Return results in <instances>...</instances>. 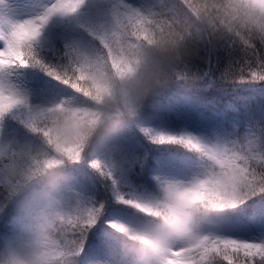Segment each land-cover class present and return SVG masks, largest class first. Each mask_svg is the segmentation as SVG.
I'll use <instances>...</instances> for the list:
<instances>
[{
  "label": "snow or ice",
  "instance_id": "6c2138e0",
  "mask_svg": "<svg viewBox=\"0 0 264 264\" xmlns=\"http://www.w3.org/2000/svg\"><path fill=\"white\" fill-rule=\"evenodd\" d=\"M98 0H96L95 5ZM105 7L101 32L92 31L87 23L79 22L81 9L89 0H48L34 15L23 19H10L16 9H26V3L12 5L0 0V210L8 205L21 184L42 169L58 167L62 157L77 164H85L111 181L119 203L136 208L139 201L127 199L119 191L113 158L107 161L83 158L82 146L88 135L101 122L102 114L87 106H78L72 95L63 97L58 104L48 102L33 104L27 85L20 80L21 69L36 68L51 79L71 89L78 97L97 103L110 93L105 71L120 79L132 77L140 63V53L145 45L176 39L173 10L163 0L135 5L129 0H102ZM77 18L76 27L99 41V50L90 52L71 37L64 38L62 47L49 46L59 57V63L46 61L40 46L45 28L53 18ZM211 51L214 46H206ZM243 63L236 69L244 78L264 80V51L239 49ZM188 66L177 74L186 76ZM229 72L232 71L231 66ZM15 76V81L11 78ZM66 113L63 122H53L41 127V120H51L52 115ZM15 120L32 136L39 137L41 146L21 139L5 140L9 119ZM153 143L181 144L201 154L211 166L195 177L193 195L213 198L225 195L236 208L247 201L264 195V128H250L242 136L215 143H202L192 135H171L153 129H143ZM9 135H12L9 133ZM14 136V135H12ZM157 181L160 177H156ZM77 207L65 212L61 207L57 216L72 228L70 240H52L42 237L35 247L39 250L41 264H57L50 257L53 252L63 260L76 264L85 252L88 233L104 214V204L83 194H78ZM215 207V205H212ZM114 232L122 225L107 221ZM100 251L106 258L90 264H108L110 250L101 239ZM165 264H264V240H242L210 233L198 238L187 247L175 250L165 257Z\"/></svg>",
  "mask_w": 264,
  "mask_h": 264
},
{
  "label": "clouds",
  "instance_id": "9594fccd",
  "mask_svg": "<svg viewBox=\"0 0 264 264\" xmlns=\"http://www.w3.org/2000/svg\"><path fill=\"white\" fill-rule=\"evenodd\" d=\"M153 2L148 0L147 3ZM163 3L173 10L176 17L174 42L165 40L145 45L140 53L139 66L131 79H120L112 72L105 71L110 93L104 95L101 102L89 99L82 104L84 98L72 94L78 106H87L102 114L101 122L82 146L83 158L107 161L117 149L124 151L129 133L139 126L145 110L178 83L180 79H177V74L183 71L185 65L203 58L201 53L207 45L216 47L226 44L234 49L247 46L250 50L264 51V0H163ZM84 9H81V13ZM104 12L102 0H98L92 18L81 22L100 33ZM71 38L90 52L99 50V41L92 37L96 43L80 36ZM11 79L15 81L16 78L13 76ZM62 98L53 99L48 104H58ZM31 102L40 104L33 99ZM65 116L66 113L54 114L51 120H41L40 126L63 122ZM25 130L28 138L21 140L41 146L40 138ZM13 138L19 139L9 135L6 130L5 140ZM61 159L62 163L56 170L75 180L67 169L80 164L66 157ZM210 166L211 162L205 160L203 171ZM196 176L188 180L160 176L159 181L154 177V193L133 196V200L139 201L135 209L142 215L129 223L117 222L122 229L115 231L116 235L133 245L127 252L125 264H165V257L171 256L175 250L187 247L202 236L216 233L218 225L215 218L236 209L223 194L213 198L193 195ZM22 185L9 204L16 210L18 222L26 234L20 239L0 240V264H41L40 253L35 246L43 237L42 230L47 232L49 239L57 241L66 240L63 237L72 231L67 221L58 219L57 212L61 205L65 212L77 207L79 197L76 192L66 194L60 205L41 209L42 214H33L20 205L24 189L30 186L24 182ZM77 192L82 194L79 187ZM138 253H142L144 258L139 259ZM57 264H74V261H57Z\"/></svg>",
  "mask_w": 264,
  "mask_h": 264
},
{
  "label": "trees",
  "instance_id": "16d2710c",
  "mask_svg": "<svg viewBox=\"0 0 264 264\" xmlns=\"http://www.w3.org/2000/svg\"><path fill=\"white\" fill-rule=\"evenodd\" d=\"M129 2L140 5L148 0ZM90 3L79 17V22H87L92 18L96 0ZM76 24L77 18H61L52 27L48 36L49 42L45 44L40 41L47 62L59 63V57L51 53L49 46L62 47L64 38L80 36L86 41L96 43L86 32L77 28ZM201 56L202 59L189 63L183 79L145 110L139 126L129 133L126 149L113 158L119 191L125 198L132 199L134 195L154 193V177L173 174L176 179H191L200 174L205 165L199 152L181 144L153 143L143 129L171 135H188L190 132L202 143L208 144L231 140L250 128L264 126V80L248 79L247 72L241 78L236 70L243 63L239 49L226 44L218 45L211 51L205 47ZM230 66L231 72L228 71ZM19 71L20 80L27 85L36 103H46L73 94L71 89L39 69L26 68ZM8 131L19 139L28 138L26 130L11 118L8 121ZM56 169L57 167L42 169L31 179L24 181V184L30 186L23 191L21 207L35 214V211L60 205L61 199L70 192H76L78 196L79 187L85 197L104 204V214L88 233L85 252L77 258L76 264H90L97 255L104 256L98 243L101 239L106 241L110 250L108 264H125V251L133 245L116 236L106 222H130L142 214L135 208L119 203L111 181L87 165L81 164L67 169L78 186L74 179ZM61 183L64 185L63 189ZM22 187L21 184L19 189ZM61 207L63 208L62 205ZM248 210H255V220L252 223L246 221L245 224L238 220L240 231H244L250 240H264V195L257 196L236 209L228 210L215 219L217 223L224 219L235 220L236 217L242 218L243 213ZM25 233L26 230L20 226L17 212L11 204L0 210V240L7 237L19 239ZM63 239L70 240V236ZM115 241L116 249L112 247ZM57 256L54 261H63L58 254Z\"/></svg>",
  "mask_w": 264,
  "mask_h": 264
},
{
  "label": "rangeland",
  "instance_id": "374dc122",
  "mask_svg": "<svg viewBox=\"0 0 264 264\" xmlns=\"http://www.w3.org/2000/svg\"><path fill=\"white\" fill-rule=\"evenodd\" d=\"M91 1L92 0H89V3ZM47 2H48V0H9V3L12 4V5L21 4V3H26L27 5H29V7L26 8V9H22V8L16 9L15 13H10L9 14V18L10 19H23L27 15H34L36 12L40 11L41 6L43 4H45V3H47ZM60 19L61 18H58V17L57 18H53L52 21H50L48 26L45 28L44 34L41 37V40H42L43 43L46 44V43L49 42V37L48 36L51 33V29H52L53 26H55L56 24L59 23ZM2 27H3V25L0 24V28H2ZM156 123H158V120H156ZM190 128H192V127H190ZM188 135L194 136V134H192L190 132L188 133ZM161 176H166V177H169V178L176 179L173 174H162ZM177 179L178 180H188L187 177L186 178H177ZM60 186H61L62 189L64 188V185L62 183L60 184ZM37 213H40V211H35V214H37ZM40 214H42V213H40ZM242 216H243L242 218L241 217H236L235 220H232V219L221 220L220 223H217L218 227L215 229V232L217 234H219V235L230 236V237H233V238L241 236L242 240H250L248 238V236L245 234L244 231H242V232L240 231L241 230L240 227H239V222L240 221L238 222V220H241L243 224H245L246 221H250L252 223L255 220V210L245 211ZM125 223H129V222L125 221ZM42 233H43V237L47 236L46 231L42 230ZM116 236H118V235H116ZM118 237H120V236H118ZM7 238H12V237H7ZM15 239H18V237L15 238ZM112 247L115 248V249L117 248L116 241H115V244ZM125 252H126V258H127V252L128 251H125ZM138 255H141L139 257V259H143L144 258L142 253L138 254ZM56 257H58L57 254L55 252H53V255L50 257V259L54 261V259ZM96 257L98 259L106 258L105 256H98V255ZM97 258H94V261ZM125 261H126V259H125Z\"/></svg>",
  "mask_w": 264,
  "mask_h": 264
}]
</instances>
